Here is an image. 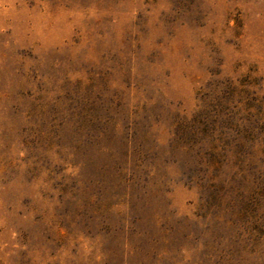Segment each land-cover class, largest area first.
I'll list each match as a JSON object with an SVG mask.
<instances>
[{
	"label": "rangeland",
	"instance_id": "374dc122",
	"mask_svg": "<svg viewBox=\"0 0 264 264\" xmlns=\"http://www.w3.org/2000/svg\"><path fill=\"white\" fill-rule=\"evenodd\" d=\"M0 264H264V0H0Z\"/></svg>",
	"mask_w": 264,
	"mask_h": 264
}]
</instances>
